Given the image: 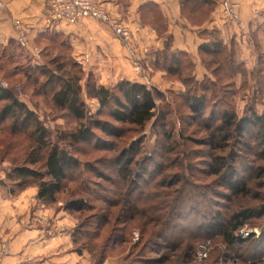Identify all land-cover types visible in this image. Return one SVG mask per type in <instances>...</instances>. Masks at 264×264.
<instances>
[{"label": "rangeland", "instance_id": "1", "mask_svg": "<svg viewBox=\"0 0 264 264\" xmlns=\"http://www.w3.org/2000/svg\"><path fill=\"white\" fill-rule=\"evenodd\" d=\"M41 40L42 55L37 57L23 49L21 53L2 55V46L7 43H0V82L6 80L55 136L57 131L71 129L77 123L66 111L54 106L49 92L51 84L40 87L45 81L40 68H54L49 60L57 57L65 62L66 70L81 76L84 88L89 72L99 80L97 72L81 64L83 71L79 72L77 65L72 66L78 60L71 56L68 49L71 45L62 35H49ZM176 56L184 65L182 77H192L186 68L188 59L184 54ZM164 77L178 81L179 85L146 83L161 94L158 99L160 118L155 120L154 117L141 131L128 132L121 137L97 131V136L113 142L108 148L98 146V138L78 145L76 156L85 163L77 179L68 182V189L60 193L51 207L69 213L61 206L65 197L75 191V196L86 194L93 208L83 214L69 213L74 223L63 229L57 227V232L70 235L72 249L79 254L81 264H196V245L204 238H211L212 245L202 264H264V214L259 215L264 210V148L252 133L250 136L232 134L224 141L223 134L215 132L216 113L223 106L222 100H234L235 106L239 89L222 83L214 86L206 78L202 84L194 81L191 90L176 76L164 73ZM106 84L111 86V83ZM203 87H207V108L205 114L199 116L188 109L186 98L192 93H202ZM84 97L88 108L95 112L97 101ZM250 108L254 109L250 105L247 111ZM255 111L263 113L264 106ZM13 124L11 118L0 120V180L6 178V171L13 165L23 164L30 157L41 158L40 153L32 151L31 129H21L17 123L14 130ZM137 138L142 142L138 149L130 151V142ZM125 148L132 159L126 166L130 181L127 188H123L125 182L114 161ZM218 162L224 165H217ZM42 164L40 159L36 165ZM214 164L216 169H212ZM98 172L105 173V177H100ZM227 172L233 175L227 176ZM236 180L241 188L230 189L227 183ZM0 187L8 191L7 186L0 184ZM130 205L134 208H123ZM245 210L251 213L244 224L256 231L244 241L227 244L222 234L206 233L207 225ZM131 213L135 215L129 219ZM51 220L48 224L53 223ZM105 221L108 222L103 225ZM101 226L103 229L97 237L95 234ZM120 226L126 227L122 233L120 230L115 233L121 241H109L113 251L110 252V247L104 251L102 246L107 244L104 239L111 231L113 233V228ZM74 230L76 242L72 238ZM234 234L238 237L236 232Z\"/></svg>", "mask_w": 264, "mask_h": 264}, {"label": "crops", "instance_id": "2", "mask_svg": "<svg viewBox=\"0 0 264 264\" xmlns=\"http://www.w3.org/2000/svg\"><path fill=\"white\" fill-rule=\"evenodd\" d=\"M5 1L7 9L0 10V43L16 40L15 18L26 23L30 44L37 48L39 33L55 30L70 43L72 55L84 68L97 72L105 85L122 78L179 85L168 81L166 72L153 64L156 52L168 39L171 50L188 53L196 78H215L202 60L199 46L218 39L224 46L221 54L226 56L224 71L231 72L239 89L236 113L242 116L250 105L254 110L264 106V0H235L239 6L233 9L225 0H102L130 27V41L93 18L49 27L41 0ZM147 2L157 4L161 24L146 16L149 11L143 7ZM37 190L33 185L12 194L0 187V264H81L70 235L57 232V227L74 223L72 215L41 202ZM50 218L52 224H48Z\"/></svg>", "mask_w": 264, "mask_h": 264}, {"label": "trees", "instance_id": "3", "mask_svg": "<svg viewBox=\"0 0 264 264\" xmlns=\"http://www.w3.org/2000/svg\"><path fill=\"white\" fill-rule=\"evenodd\" d=\"M143 9L146 10V12L149 11V14H146L147 17L161 24V14L157 4L147 2L144 4ZM45 31L40 32L37 37L38 47L39 43L42 42L41 38L49 35L55 37L60 34L55 30L46 29ZM2 47V55H13V53L17 51L21 53L22 49L24 51L26 49L14 39H10L7 44ZM68 49L71 52V46ZM199 50L203 55L202 60L213 72L215 78L209 75H205L202 79L196 78L193 74L194 64L188 53L180 50H171L169 39L166 41L165 47L156 52L153 64L155 67L163 69L169 76L178 77L186 87H190V85L194 84V81L202 84L203 80L206 78L210 79L209 82L214 86L218 83H222L232 88L235 87L231 80V72L224 71L223 61H226V56H222L221 54L224 50L223 43L218 39L210 40L200 44ZM27 51L31 52L29 50ZM37 54L41 56L42 49H39ZM177 54H184L188 59L189 62H187L186 68H189L192 77L189 75L186 78L184 76L182 77L184 65L177 58ZM71 56H73L72 52ZM206 57H208V60ZM49 61L54 64V68L42 69L38 67L40 68L42 76L45 77V81L40 84V87L44 86V88H46V85L51 84L49 92H51L52 103L57 109L66 111L68 115L75 120L77 125L68 130L57 131L54 136L53 131L45 127L39 120L35 111L31 109L26 102L19 99L8 82L5 79L4 80L7 82L6 85L0 82V104L2 103L0 108V120L13 119L14 124L12 128L14 130L17 129V123L22 126L21 129L28 130L30 128V137L34 142L32 151L36 150L41 156V158L39 156L30 157V159L28 161L25 160L23 164L13 165L6 171V178L1 179L0 184L7 186L8 192L12 194H17L26 187L35 185L38 189L37 198L44 204L53 206V203L58 200L60 193L68 189V182H74L77 179L85 163L76 156V153L79 152L78 145L91 142L98 138L97 140H99L100 143L98 146L103 148L110 147L113 142H109L97 136V131L110 137H121L128 132L141 131L145 124L154 117L155 120L160 118L158 99L161 97V94L158 89L146 83L127 78H122L118 80L116 84L107 86L98 82L93 77L92 72L88 73L84 88L80 82L81 76L75 72L66 70L65 62H60L57 57L51 58ZM79 64H81L79 61H75L72 66L74 67L77 65V67H79V72H82V66ZM1 69L0 65V70ZM7 73L10 72L7 70ZM24 74L26 75L27 73L25 72ZM190 89L192 90V86ZM206 90L207 87H203L202 93H192L186 98L188 109L196 115L201 116L205 114L207 108ZM214 90L216 91V87ZM215 91L214 93L217 92ZM84 96L97 101L98 108L95 112H91L88 108ZM232 97H234V93ZM222 104V108L216 113L218 124L215 125V132L223 134L222 139L224 141H227L232 134L242 135L246 133L249 135L252 133V137L264 148V112L258 113L250 108L244 115L238 116L235 110L234 100H222ZM102 116L106 118H101ZM141 142L142 140L138 138L132 140V142H130V151L138 149ZM126 151L125 148L114 160L118 167V174L122 176L125 182L123 183V188H127L130 185L126 166L132 162V159L128 157V152L126 153ZM40 159L43 160V164L37 166L36 164ZM217 165L223 166L224 164L222 165L218 162ZM211 166L212 169H216L215 164ZM224 169L228 171V168ZM228 173L230 172L226 173L227 176L231 177L233 175L232 173H230V175ZM98 175L100 177H105V173L103 172H98ZM227 184L229 188L233 190L241 188L240 182L237 180L230 181ZM80 191L88 193L84 189ZM75 193L74 191L68 197H65L64 204L61 206L65 211L72 214H83L85 211L93 208L91 202L88 200L87 196H85L86 194L75 196ZM107 201L111 202L109 199H107ZM123 208L132 209L134 207L130 205L124 206ZM249 213L251 212L248 210L239 211L231 215L228 219L223 221L218 220L214 225L209 224L205 228L206 233L218 232L222 234L227 244H231L236 240L242 242L245 239L235 236L234 232L243 226L245 220L250 216ZM262 214H264V210L259 213V215ZM134 215L135 213H131L128 218L131 219ZM108 218L109 216L106 217V219ZM214 218H216V216H214ZM117 219H119V217H117L116 220ZM106 222L108 221H105L103 225H105ZM82 225L83 224L77 226V228ZM102 226L96 232L95 236L98 237L101 234V229L104 227ZM77 228H75V230ZM125 229V226H120L118 229L113 228V233L111 231L104 239L105 242H107V246L103 244V250L105 251L110 247L109 241L115 243L121 241V238L119 239L115 233L119 232V230L122 233V230ZM75 230L72 233L74 242H76ZM87 234H89V232H87ZM110 250V252L113 251L112 246ZM102 255L104 256V253H102ZM141 259L142 258H140L139 261Z\"/></svg>", "mask_w": 264, "mask_h": 264}, {"label": "built area", "instance_id": "4", "mask_svg": "<svg viewBox=\"0 0 264 264\" xmlns=\"http://www.w3.org/2000/svg\"><path fill=\"white\" fill-rule=\"evenodd\" d=\"M43 4L44 18L49 27L55 26L59 22L76 23L83 18H93L107 25L118 37L130 41L132 39V31L128 25L124 23L122 18L112 12L102 0H41ZM230 9L237 8L239 3L235 0H225ZM8 3L0 0V10H5ZM14 27L17 32V42L27 50L38 53L39 48L30 44L27 28L28 26L21 18L14 19ZM3 84L7 82L2 81ZM254 229L241 226L236 231L241 238L247 237L253 233ZM211 238L200 241L195 250V263L202 264L208 257L211 249Z\"/></svg>", "mask_w": 264, "mask_h": 264}]
</instances>
